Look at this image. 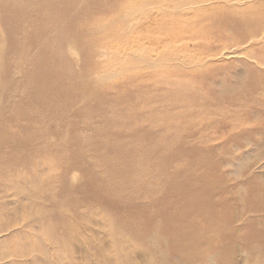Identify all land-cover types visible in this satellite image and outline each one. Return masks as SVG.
Masks as SVG:
<instances>
[{"label":"rangeland","instance_id":"374dc122","mask_svg":"<svg viewBox=\"0 0 264 264\" xmlns=\"http://www.w3.org/2000/svg\"><path fill=\"white\" fill-rule=\"evenodd\" d=\"M15 1L0 0V19ZM255 4L263 7L264 0ZM207 14L199 25L208 40L171 43L190 55L185 66H178L175 58L164 59L154 45L147 44L142 53L158 65L129 61L127 49L119 50L122 56L112 64L128 67L108 77L114 88L102 95L93 81L67 84L62 102L52 109L59 116L41 113L35 121V130L43 135L40 142L29 135L9 144L11 151L3 150L8 142L2 134L28 131L17 125L25 121L0 125V162L10 160L0 167V254H10L0 255V264H41L45 259L103 264L112 255L131 264H163L153 243L167 251L170 242L160 235L155 239L144 227L152 229V220L174 233L175 222L201 225L202 216L187 203L193 202L191 196L204 200V207L212 202L217 212L230 209L236 215L230 217L227 256L214 254L216 264H250L264 253V237L244 230L254 226L264 231V37L239 40L236 28L216 27L215 13ZM177 24L191 32L197 25ZM153 28L148 23L135 35L147 31L151 38ZM160 30L158 37L169 42L168 29ZM209 54L214 58L195 63L196 57ZM12 62L13 79L0 78V87L8 92L0 95V110L8 119L28 94V82ZM130 65L139 67L137 72L129 74ZM74 68L81 75L82 66ZM128 112L136 115L133 123L121 121ZM155 117L162 123L152 122ZM164 133L173 141L166 143ZM135 147L138 152L148 149V155L142 152L139 160L132 159ZM161 163H166L162 172ZM251 181L256 182L253 187ZM247 191L256 203L241 200ZM226 194L228 205L219 201ZM164 213L167 221L161 218ZM71 233L74 237L67 236ZM203 234L210 236L209 231Z\"/></svg>","mask_w":264,"mask_h":264},{"label":"bare ground","instance_id":"6f19581e","mask_svg":"<svg viewBox=\"0 0 264 264\" xmlns=\"http://www.w3.org/2000/svg\"><path fill=\"white\" fill-rule=\"evenodd\" d=\"M165 1H168V5H164ZM256 1H15L9 9V14L0 19V23L3 26V29L0 30V78L13 79L11 73L15 72V70L12 71L10 68V61L13 59L14 63H12L16 64L15 66L17 67L16 73L21 74L22 78L28 82V94L17 106V112L11 118H4L0 110V125L9 127L12 124L25 121L17 125H22L28 132L2 134V140H7L8 142L5 148L2 147L3 150L11 151L9 144L15 143L16 141L14 140L26 139L29 135L35 138V142H40L43 139L42 132L35 130V121L38 122L40 120L41 113H53V118L59 116V110L52 109L62 102L60 97L66 94L67 84L72 86L71 84L93 81V84L102 95L108 92L110 88H114L113 86L115 85L109 83L111 78L108 77L116 73L117 68L123 73L124 66L125 70L128 67L126 64H120L115 68L112 64L116 57L122 56L119 50L124 51L127 49L125 57L129 58V61L137 60L148 64L154 63L156 59H149L142 51H145L149 45H154L159 51L158 54L164 55V59L169 56V58L179 60V62H175L178 66H185L191 58L190 55L178 52L171 43L182 39L208 40L210 36H206L202 32V25H199L202 24V17L207 13L209 15L207 14L206 17H210L215 13L214 25H217L216 27L231 25L236 28L239 40L254 41L264 37V15L260 14L263 13L264 6L259 7L258 4H255ZM171 13L173 14L170 15ZM177 21L197 24L195 32H191L186 25H178ZM148 23L154 27L153 32L155 33L151 38H147L149 36L147 31L142 32L138 36L135 35V31L143 27L146 28ZM162 28L168 29L166 31L170 33L172 39L169 42H163L164 39L161 41V37H158V35H162L160 33ZM117 36L122 38L118 42L116 41ZM167 37L169 38V35ZM152 52L154 51L152 50ZM196 58L195 63H202L203 60L213 59L214 55L209 54L205 58L203 56ZM23 62L26 65L21 64ZM159 63L154 64L158 65ZM76 64L82 66L81 75H77L75 71L74 65ZM21 65L26 68L24 71L20 70L23 69ZM98 67L100 68L98 69ZM138 68L136 70L133 67L129 68V74L137 72ZM93 77L95 79H92ZM11 91H14V89ZM6 92L4 87H0L1 96ZM117 96L121 97L122 92L119 91ZM4 103H7L6 98ZM20 105L31 108L34 114H26L23 108L19 107ZM134 117L136 115L131 117V113L128 112L127 117L122 114L121 121H126V118H128V123H133L132 119ZM151 121L158 124L162 123V119L158 120L156 117L152 118ZM162 135L166 143L173 141L172 136L168 137L167 133ZM132 136H134L133 133ZM140 149L142 151L138 152L136 147L134 148L132 159L139 160L142 152H144L143 155H148V149ZM7 161L10 160L7 159ZM6 162H0V167H3ZM160 166L159 170L161 172L166 169V163H161ZM254 183L256 184L255 181H251L249 183L250 187H253ZM228 195L219 197V201L228 205L230 203ZM252 195L251 192L247 191L242 194L241 200L247 203H256ZM190 198L193 202L187 201V203L190 206L193 204L196 207V211L202 216L201 219L204 222L201 225L190 227L185 221H181V223L175 222L173 224L174 233H171L170 230L168 231V228L166 229L167 226H164L162 230L159 229L155 221L152 220H150L152 229L144 227L147 234L150 233L155 239H157L156 235H160L162 239L165 241L167 239L170 242L167 251H161L157 244L153 243L155 251L160 252L163 264H216L212 259L214 254H218L222 258L227 256L225 252L230 247L227 242V238L230 235L228 227L231 226L230 217L236 218L234 211L228 208L229 213L226 210L217 212L212 202L204 207V200L194 199L193 196ZM166 215V213L162 214L161 218L163 221L168 220ZM128 222L130 221L128 220ZM244 230L251 237H264V231L257 230L254 226H246ZM204 231H209L210 236L204 237ZM163 233H165L166 237ZM74 234L71 233L67 236L74 237ZM217 243H220L221 247ZM247 248L251 249L252 247L247 246ZM126 250L129 252L131 249L126 246ZM102 253L103 250L101 251ZM105 254L108 257L110 253L105 252ZM250 254L252 255L253 253ZM261 254L250 259V264H264V253ZM0 255L2 258H6L10 254L3 252ZM120 259L112 255L106 261L104 260L103 264H131L129 261H125L122 255ZM37 262L36 264H39V261ZM41 264L54 263L45 259Z\"/></svg>","mask_w":264,"mask_h":264}]
</instances>
